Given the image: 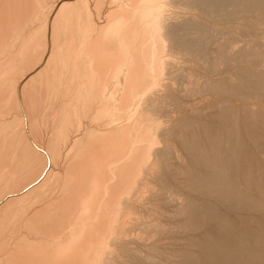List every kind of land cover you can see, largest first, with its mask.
Instances as JSON below:
<instances>
[{"label": "bare ground", "instance_id": "obj_1", "mask_svg": "<svg viewBox=\"0 0 264 264\" xmlns=\"http://www.w3.org/2000/svg\"><path fill=\"white\" fill-rule=\"evenodd\" d=\"M47 1L0 2V126L11 127L15 115L10 124L2 116L15 109L36 119L44 88L63 77L60 59L82 55L89 87L77 107L82 131L68 147L69 127L61 129L60 139L76 150L71 156L67 150L63 173L59 165L55 173L62 146L49 143L52 132L47 146L33 129L40 145L35 135L19 147L0 132L7 137L0 169L17 161L28 170L19 188L16 181L17 189L0 196V226L17 203L28 206L16 224L19 243L14 238L12 249L7 239L1 243L8 252L0 264H264V20L250 22L254 37L241 46L231 35L217 41L215 26L223 15L264 14V0H55L49 10ZM77 4L85 16L90 6L100 13L95 32L84 30L75 44L78 14L61 15ZM16 53L23 64L12 61ZM55 174L60 180L53 177L47 192Z\"/></svg>", "mask_w": 264, "mask_h": 264}, {"label": "rangeland", "instance_id": "obj_2", "mask_svg": "<svg viewBox=\"0 0 264 264\" xmlns=\"http://www.w3.org/2000/svg\"><path fill=\"white\" fill-rule=\"evenodd\" d=\"M2 0H0V2H1ZM4 2L2 3V4H4L5 3V0H3ZM55 0H48L47 1V5L46 6H48V8H47V10H49V8L51 7V5L53 4V2H54ZM87 1H89V0H87ZM91 1V4H92V1L93 0H90ZM96 1V0H95ZM52 3V4H51ZM81 4H77V6H75L76 7V9H75V7L74 6H72V9H71V7L70 8H68V11H67V9H65L64 10V12H63V14L61 15V17L64 19V17H65V19L66 18H69V17H72V16H74V14H78V16H76V20H79L80 19V21H79V23H78V25L80 26L79 27V30H80V34L82 35L83 34V32H85V31H87V29L89 28V34H90V32H91V34H93L94 32H95V28H94V25L99 21L98 20V17H99V13H100V8H93V10L91 9V6H90V16H85V13L84 14H82V10H80V8H81V6H80ZM95 5H96V3H95ZM79 6V8H78V10H77V7ZM69 10H71V12H69ZM77 12H76V11ZM226 10H230V8H227ZM78 11H81V13L80 12H78ZM94 12V14H93V12ZM66 12V13H65ZM74 12V13H73ZM46 13V12H45ZM64 13H65V15H64ZM71 15V16H69V14ZM73 13V14H72ZM82 15V17H81V15ZM92 15H94V16H92ZM98 16V17H97ZM87 17V18H86ZM92 17V18H91ZM95 17V18H94ZM258 17V18H257ZM60 19L59 21H64L63 19ZM79 18V19H78ZM82 18H83V20H82ZM90 18V19H89ZM91 19H92V21H91ZM221 20L220 21H216V29L222 34V36H217L218 38H217V41H220V40H224L225 38H227V37H229L230 35L231 36H233V37H236L238 40H239V46H241V44L243 45V43H244V41H246V40H249V39H251L252 37H254V36H251L252 35V33L255 31V29L252 27V26H250V22L252 21V20H254V19H258V20H264V14H259V11L257 10V9H253V10H248L247 12H242V13H239L238 15H236V16H234V17H232V18H227V17H225L224 15H223V17L222 18H220ZM87 20H88V22H89V24L90 25H88V22H87ZM90 20V21H89ZM95 21V22H94ZM82 24H81V23ZM85 23V25H84V28H83V24ZM90 22H92V23H90ZM94 23V24H93ZM81 24V25H80ZM92 24H93V27H92ZM87 25V26H86ZM87 28H86V27ZM88 26H90V27H88ZM86 28V29H85ZM235 28V29H234ZM82 29H83V31H82ZM234 29V30H233ZM85 30V31H84ZM92 30V31H91ZM234 31V32H233ZM63 34V33H62ZM224 34V35H223ZM226 34V35H225ZM81 35H79V37H80V39H79V37L77 38V41H76V43L75 44H77V43H79L80 42V40H82L83 38V35L81 36ZM261 37H264V35L263 36H261ZM220 38H222V39H220ZM220 39V40H219ZM26 51V50H25ZM24 52V51H23ZM57 52V51H56ZM21 53H22V51H21ZM34 53V52H33ZM58 53V52H57ZM57 53H55V54H57ZM18 56V58H17V56ZM13 56H14V58H13ZM13 56H11L13 59H12V61L14 62V64H17V62L19 61V63L18 64H23L24 63V60L22 59L24 56L23 55H19V53L17 54H15V55H13ZM59 57H60V55H59ZM84 58L85 57H82V55H81V58L80 59H77V61H74L73 60V62H71L72 61V59H71V61H69L70 59H64V61H63V59H60L61 60V62H63L62 64H60V65H63L61 68H64L63 69V74H61V75H63V77H60L59 76V78L57 77L58 75H55V74H58V73H55V72H53L52 73V76L50 75V78H52L54 75L56 76H54L55 78H58V83H57V80L53 77L51 80L53 81V79H54V81L56 82H53L52 83V81H50V83L51 84H49V88H47V91H46V89L44 88V93L46 94L45 95V97H46V99H45V104L42 106V110L40 111H38V112H36L35 114H33V115H35V117L34 118H36V119H32V117H31V111H27V110H24L25 111V113L23 112V110L21 109V110H19V112L17 113V111L16 110H18V109H15V110H12V111H14V113L12 112V111H9V112H7L6 113V115L4 114L3 116H2V119H5L6 117V119L7 120H9L8 122H9V124L11 123L10 121H11V119H12V117L14 116L15 118H13V121H19V125H18V122L16 123V121H15V123L16 124H14V122L12 121V124L10 125L11 127H7V125H5L7 128H5V126L3 125V127H1V128H3V129H1L0 128V132L2 131V133H3V135L5 134V131H3V130H6V134L5 135H8V137H10L11 139H10V143L8 142L9 140L8 139H6V141L8 142L7 144H10L11 145V141H12V145L14 146H20L21 144H22V142L23 143H26V141H24V139H26V136H28L27 137V140L29 141V140H31L32 138H34L35 137V132L37 133V135H38V133L40 132V130H41V133H40V135H41V137H43L44 135V139H42L41 137H40V135L39 136H37L36 135V138L37 137H39V138H37V140L38 141H33L35 144H36V142L38 143V145H40V143H41V140H42V143H41V146L43 145L44 146V144H46V146H47V142L46 141H48L49 140V136L48 135H51V138H50V140H49V143L51 142V140H52V142H54V144L52 143V145H54V147L56 146L57 148H60L61 146V148L59 149L60 151L62 150V148L64 149L63 151H59V150H56L57 152L55 153V150H54V147L52 146V145H48V147L49 146H52L51 148H52V150H50L48 147V149H47V151L49 150V153L48 154H50V152H51V155L53 154L54 156H55V154L57 155V154H59L60 155V153H62V156L60 157L59 155H57L56 157L57 158H54V156H53V158L55 159V161L57 162H55V167H56V169H55V173H57V168H58V165H59V169H58V171H60L61 173H63L62 172V170L64 171V168L62 169V167L64 166L65 167V164L67 163V160H68V158L66 157V155H68V153L70 154V156H71V153H75L74 152V150L73 151H70L69 150V148L68 147H70V144H69V142H70V139L72 140L73 138H74V136H76V135H78L79 133L81 134V129H82V127H80V126H82V124L80 123V122H83V121H81V120H83V119H81V115L79 114V110L77 111V107H78V103H79V101L80 102H83L82 101V99L84 100L85 98H84V96L83 95H85L86 93H84L83 95H82V93H83V90L85 89V87H86V90L88 89L89 90V87H87L88 85L86 84V83H84L85 82V80H86V69H87V67H88V62L86 61V59L84 60ZM15 59H17L18 61H15ZM25 59V58H24ZM23 60V61H22ZM86 61V62H84V61ZM11 61V63H13ZM66 61V62H65ZM80 63H79V62ZM10 62V61H9ZM16 62V63H15ZM65 62V63H64ZM69 62V63H68ZM76 62V64L74 65V63ZM77 62H78V64H77ZM72 63V64H71ZM84 63V64H83ZM87 64V66H86V64ZM9 64V63H8ZM82 64V65H81ZM10 65V64H9ZM67 65H71L72 66V70H71V66L70 67H66ZM74 65V66H73ZM65 66V67H64ZM82 66V67H81ZM85 66V67H84ZM75 67H76V70H74L75 69ZM84 67V68H83ZM70 68V71L68 70V73L67 72H64V70H66V69H69ZM78 68V69H77ZM80 69V70H79ZM84 69V70H83ZM54 70V69H53ZM53 70H51V71H53ZM82 70V73H80L79 74V72ZM50 71V72H51ZM67 71V70H66ZM79 71V72H78ZM59 73L61 72V69H59V71H58ZM75 72V73H74ZM78 72V73H77ZM83 72H85L84 74H83ZM200 72H203V71H200ZM62 73V72H61ZM65 73V74H64ZM71 73V74H70ZM46 74V73H45ZM45 74H43L42 76H41V79L40 80H43L42 78H45ZM71 75V76H68V77H66V75ZM76 74H77V76H76ZM83 74V75H82ZM73 75H75L76 77H74ZM47 76H49L48 75V73H47ZM81 76V77H80ZM71 77H72V79H71ZM85 77V78H84ZM62 78V79H61ZM68 78H70L69 80H68ZM82 78H84V80L82 79ZM47 79V77L44 79V81ZM75 79V80H74ZM74 80V81H73ZM38 81V80H37ZM76 81V82H75ZM39 82V81H38ZM66 82V83H65ZM68 82V83H67ZM71 82V83H70ZM83 82V83H82ZM55 83V84H54ZM52 84H54V86L55 85H58V86H52V87H54L55 89H56V91H55V89H53L52 87H51V85ZM74 84H75V86H74ZM79 86H78V85ZM85 84H86V86H85ZM81 85L83 86V87H81ZM68 86H69V88H71V89H69L70 90V92H69V90H68ZM73 86V87H72ZM59 89H58V88ZM60 87H62L61 89H60ZM77 87V88H76ZM67 88V89H66ZM73 88V89H72ZM80 88H81V90H80ZM50 89V90H49ZM52 89V90H51ZM79 89V90H78ZM57 90H59L58 92H57ZM62 90H63V92H62ZM74 90V91H73ZM77 90H78V92H77ZM86 90L84 91V92H86ZM49 92V93H48ZM69 92V93H68ZM74 92V97H76L77 95H78V93L79 92H81V93H79V95H78V98H77V100H78V102H77V100H76V98H73V94L72 93ZM244 94H249V95H253L254 94V92L252 91V90H244ZM52 93V94H51ZM60 93V94H59ZM55 94V95H54ZM62 94V95H61ZM64 94H68V96H66V95H64ZM71 94V95H70ZM59 97H58V96ZM64 95V96H63ZM53 96V97H52ZM56 96H57V98H56ZM70 96V97H69ZM83 96V97H82ZM49 97H51L50 99H49ZM65 97H68L66 100H64L65 99ZM82 97V98H81ZM204 97H209V95L208 94H206V95H204ZM54 98V99H53ZM56 98V99H55ZM61 98H63L62 100V104L60 105L59 103L61 102ZM73 98V99H72ZM52 99V100H51ZM69 99V100H68ZM49 100V101H48ZM71 100H73V103H72V101ZM46 101H47V103H46ZM49 102V103H48ZM55 102V103H54ZM59 102V103H58ZM64 102L66 103V104H64ZM2 103H4V102H2L1 101V103H0V105L2 104ZM52 103V104H51ZM70 103H71V105H70ZM75 103V104H74ZM47 104H48V106H47ZM68 104H69V106H68ZM81 103H79V108L78 109H80V107H81V105H80ZM51 105H52V107H51ZM76 108H74L73 106ZM75 105H77V106H75ZM54 106V107H53ZM60 106H66L64 109L66 110L65 112H68V110L66 109V108H69L70 106L73 108H70L69 110V115H65L66 113L64 112V111H62V107H60ZM45 109H44V108ZM49 107V108H48ZM58 107V108H57ZM2 108V107H1ZM52 108H54V109H52ZM26 109V108H25ZM51 111H50V110ZM59 109H60V111H59ZM46 110V111H45ZM72 110V111H71ZM74 110V111H73ZM81 110V109H80ZM48 111V112H47ZM27 112V113H26ZM28 112H30L29 114H28ZM39 112H41V113H39ZM50 112V113H49ZM59 112H61V114H59ZM62 112H64V113H62ZM11 113V114H10ZM18 115H17V114ZM21 113H22V116H21ZM47 114V117H46V114ZM70 113H71V115H70ZM74 113V114H73ZM26 114H28L27 116L29 117V115H30V117H29V123L27 122V120H28V118H27V116H25ZM39 114V115H38ZM42 114V115H41ZM68 114V113H67ZM73 114V115H72ZM76 114H79V115H76ZM45 115V116H44ZM57 115V116H56ZM59 115V116H58ZM61 115V116H60ZM76 115V116H75ZM21 116V117H20ZM44 116V117H43ZM63 116H67V117H69V118H67L68 120H71V117H72V120H76V122H78V123H80V124H78L77 123V125H76V122H73L72 120L71 121H69L68 122V120H67V122H66V120H65V117H63ZM73 116H75V118H73ZM16 117H18V118H22L21 120L23 121V120H25L24 121V123L20 120V119H18V118H16ZM23 117H25V118H23ZM52 117V118H51ZM57 117V118H56ZM78 117V118H77ZM63 120H62V119ZM80 118V119H79ZM1 119V118H0ZM5 119V120H6ZM15 119V120H14ZM33 120V122H32V120ZM42 119V120H41ZM40 120V121H39ZM51 120V121H50ZM58 120V121H57ZM65 120V121H64ZM80 122H79V121ZM48 122V124H47V122ZM45 122V123H44ZM63 122L65 123V125H67L68 124V126L66 127V126H64L63 125ZM70 122L71 123H73L72 125L70 124ZM21 123V124H20ZM31 123V124H30ZM35 123V124H34ZM41 123V124H40ZM44 123V124H43ZM62 124V126L61 127H64V128H60L59 129V131H61V133H59V131L57 132V127L59 126V124ZM74 123H75V125H74ZM24 126H23V125ZM28 124H29V128H31V129H29L28 128ZM42 124H43V126H42ZM13 125V126H12ZM17 126V128H18V126H19V128H18V130L17 129H15L16 127L15 126ZM32 125H33V127H32ZM36 125L37 126H39V127H36ZM47 125H49V126H47ZM57 127H56V126ZM24 128H23V127ZM36 128H35V127ZM41 126V127H40ZM51 126H55V127H51ZM72 126V127H71ZM13 127H14V129H13ZM42 127H43V129H42ZM66 127V128H65ZM69 127V130H70V132H69V130H64L65 132H66V134H65V132H64V135L66 136L67 135V132L68 133H70V135H71V137H70V135L68 134L66 137H64V139H63V136L61 137L62 139H60V134L61 135H63V132H62V130L61 129H67ZM71 127V128H70ZM75 127V129H76V131H75V129L73 130V128ZM8 128H9V131H8V133H7V130H8ZM10 128H12V129H10ZM52 128V129H51ZM77 128H78V130L79 131H77ZM20 129V130H19ZM22 129H23V131H22ZM26 129V130H25ZM33 129L35 130V132H33ZM13 130H17V132H15V133H18V135H16L15 133L13 134ZM24 130H25V134H22V133H20V132H23L24 133ZM30 130V131H29ZM31 130H32V132L34 133H32V135L30 134L31 133ZM51 130V131H50ZM10 131H11V133H10ZM46 131H48L47 132V134H46ZM27 132V133H26ZM52 132V133H51ZM55 132V136L57 135V137H58V139L57 138H54V136H53V133ZM71 132H73V133H71ZM76 133V135H75V133ZM1 133V134H2ZM44 133V134H43ZM48 133H51V134H48ZM1 134H0V144L2 143V138H4L5 139V137H3V135L1 136ZM13 134V135H12ZM21 134V135H20ZM43 134V135H42ZM58 134H59V136H58ZM72 134H73V136H72ZM79 134V135H80ZM29 135L31 136V138L29 137ZM46 135H47V137H46ZM13 136L14 137H17V139L15 140V138H13ZM21 136V137H20ZM25 136V137H24ZM21 139H20V138ZM24 137V138H23ZM7 138V137H6ZM22 138H23V141H21L22 140ZM36 138L34 139V140H36ZM41 138V140L39 141V139ZM53 138H54V141H53ZM65 138H66V140H69L68 142L65 140ZM70 138V139H69ZM14 139V140H13ZM48 139V140H47ZM55 139H57L56 141L57 142H59V144H61V142H62V144L61 145H58V143L55 141ZM18 140V144L16 143V141ZM33 140V139H32ZM4 141V140H3ZM14 141H15V143H14ZM27 141V142H28ZM61 141V142H60ZM21 142V143H20ZM68 143V147H67V143ZM50 143V144H51ZM55 143H57L56 145H55ZM63 143H64V145H63ZM58 145V146H57ZM60 146V147H59ZM64 146V147H63ZM65 146H66V148H65ZM0 147H1V145H0ZM55 147V149H57ZM43 149H44V147H43ZM45 149H46V147H45ZM53 150H54V152H53ZM69 152H68V151ZM76 151V150H75ZM60 152V153H59ZM55 153V154H54ZM6 155H8V153H6ZM59 156V157H58ZM66 158H65V157ZM69 156V155H68ZM63 157L65 158V160H62L63 159ZM2 159V160H1ZM57 159V160H56ZM59 159L61 160V161H59ZM4 160V157L3 156H1L0 157V163H1V161H3ZM12 160H14V159H12ZM16 161V160H15ZM58 162H59V164H58ZM64 162H65V164H64ZM14 164V167H13V169H12V167L11 166H13V165H11L10 166V164ZM15 163H17V161L16 162H14L13 163V161H12V163H11V161L9 162L8 161V166H6V169H0L1 171H0V185H2L1 187H0V192H1V195L0 196H2V195H4L5 194V192L7 193V189H8V191H10V190H12V189H17V188H19V186H20V181L22 182V183H24L25 182V180H24V178H25V175L27 174L26 172L28 171V170H26V171H24V169H21V167L19 168V166L17 165V164H15ZM64 164V165H63ZM57 165V166H56ZM10 166V167H9ZM18 166V167H17ZM9 167V168H8ZM17 167V168H16ZM39 166L37 165L36 166V169L38 168ZM8 168V169H7ZM34 169V172H36V169L35 168H33ZM4 170L6 171V174H5V172H4ZM7 170H8V172H7ZM17 170V171H16ZM21 170V171H20ZM16 171V172H15ZM33 171V170H32ZM32 171H29V172H31L32 173ZM15 172V173H14ZM25 172V173H24ZM28 172V173H29ZM33 172V173H34ZM1 173L3 174L4 173V175L6 176L7 175V178L5 177L4 179H3V176H1ZM18 173V174H17ZM15 174V175H14ZM24 175V176H23ZM56 176H57V180L55 181V182H59V180H60V178H59V176L58 175H54V176H52V178L51 179H49V182L47 183V185L45 186V190L47 191V192H49V189L48 188H50L49 187V184L51 183V181L53 180V177L56 179ZM9 177H10V180H9ZM13 177V178H12ZM17 177L20 179H17ZM22 177V178H21ZM24 177V178H23ZM58 178H59V180H58ZM14 179V180H13ZM4 180V181H3ZM5 180H6V182H5ZM8 180V181H7ZM19 180V181H18ZM27 180H28V178H27ZM1 181H2V183H1ZM17 181V183H16V185H17V188H16V185H14L15 184V182ZM54 181V180H53ZM53 181H52V183H53ZM7 184H5V183ZM21 183V184H22ZM51 183V184H52ZM9 184V185H8ZM54 184V183H53ZM6 185V186H5ZM11 185V186H10ZM12 185H14L13 187H12ZM55 185V184H54ZM53 185V186H54ZM4 186H5V188H4ZM50 186H52V185H50ZM48 187V188H47ZM12 188V189H11ZM48 189V190H47ZM26 201V200H25ZM24 200L23 201H21V204H20V202L19 203H17L16 204V206H18L16 209L18 210V208H20L21 206H19V205H23L24 206V208H21V212L18 210L17 212H16V209H15V213L14 212H9V213H6L7 214V216H6V214L4 215V220H3V224L1 223V226L0 227H3V228H1L0 230V233L3 231V233H1L0 234V246L2 245L1 243H4L5 244V240H6V243L8 244V248H14V246H16L18 243H19V238L17 237V234H18V232L15 230L16 228H17V226H16V224L18 225V223H19V219L18 218H20V216H21V218H23V213H26V208H27V211H28V206H26V208H25V203H27V201L25 202ZM27 205V204H26ZM22 206V207H23ZM25 209V210H24ZM17 214H19V215H17ZM21 214V215H20ZM9 215H11V216H9ZM16 216H17V218H16ZM7 217V218H6ZM10 217V218H9ZM6 218V219H5ZM10 220H9V219ZM14 218H15V220H14ZM14 221V222H13ZM7 222V223H6ZM6 224V225H5ZM13 224V225H12ZM52 224V223H51ZM16 226V227H15ZM4 227H5V229L6 228H8V230L6 229H4ZM13 227V228H12ZM8 233H7V232ZM11 231H12V234H11ZM17 233H16V232ZM5 234V235H4ZM7 234V235H6ZM10 234V235H9ZM16 234V235H15ZM4 236H5V238H4ZM11 236H13V237H11ZM10 237V238H9ZM16 237H17V239H16ZM14 238H15V241H18V243L16 244V242H14ZM3 239V240H2ZM11 239H12V241L15 243H13L12 241H11ZM3 241V242H2ZM13 243V244H11V242ZM10 243V244H9ZM13 246V247H12ZM5 247H6V245H5ZM214 251V250H213ZM6 252H8L7 250H6ZM5 251L3 252V251H0V256L1 255H4L5 253H6ZM4 253V254H3ZM2 257V256H1ZM0 257V258H1Z\"/></svg>", "mask_w": 264, "mask_h": 264}]
</instances>
